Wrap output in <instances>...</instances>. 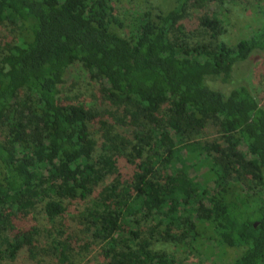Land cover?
<instances>
[{"label": "trees", "instance_id": "obj_1", "mask_svg": "<svg viewBox=\"0 0 264 264\" xmlns=\"http://www.w3.org/2000/svg\"><path fill=\"white\" fill-rule=\"evenodd\" d=\"M123 1L0 0V25L18 29L0 42V264H79L94 249L103 264H186L182 249L211 240L241 250L229 264H264V104L233 83L264 53V0L237 40L222 4L190 29L207 0ZM75 65L130 130L61 98ZM209 123L220 138L198 140ZM122 157L140 159L132 175L102 186Z\"/></svg>", "mask_w": 264, "mask_h": 264}, {"label": "rangeland", "instance_id": "obj_2", "mask_svg": "<svg viewBox=\"0 0 264 264\" xmlns=\"http://www.w3.org/2000/svg\"><path fill=\"white\" fill-rule=\"evenodd\" d=\"M154 4H158L159 0H153ZM214 2V1H213ZM207 0L208 8L203 9L192 8L191 14L193 15L192 20H187L186 24L190 29H195L199 22V16L206 13L209 9H215L221 4L223 10L228 9V16L230 18V24L228 25V39L234 38L235 40L242 37H246L250 34L253 27L257 25L254 5L256 6V0H218L216 2ZM143 0L131 1L130 4L127 1L121 2L120 6L124 5L127 7L144 6ZM219 4V5H217ZM220 9V8H219ZM261 16V15H260ZM12 27V26H11ZM5 25H0V42L3 41L4 33H8L10 39L18 41V29L11 28ZM264 53L260 57L259 53H255L249 60L242 62L237 65L235 70V76L233 83L245 84L249 86L253 94L264 104ZM102 82L108 86L105 80ZM102 85L101 81L92 79L90 74L81 66H73L70 68L67 74V81L61 86L62 93L61 98L66 99L71 97L72 99L80 98L84 100L89 106H96L100 110H106V118L111 120L123 133L126 130L120 125V119L118 114L122 116V111L117 109L115 106L109 103L106 98V94L100 93L99 88ZM113 111L115 116L109 113ZM221 134L218 131L217 126L209 123L206 129L202 132L201 136L197 138L200 141L212 142L220 138ZM103 137L98 133L97 135V151L96 158L102 156L103 152ZM196 145V144H195ZM176 150L182 154H186L187 145H181L174 141L173 145ZM140 159L138 157H122L120 158L118 169L111 173V176L102 186L107 184L109 181H117L120 179H128L134 172L135 164ZM190 166V175L199 182H203L202 171L196 170L194 166ZM100 188V186L98 187ZM69 213L65 218L67 224V234L71 232L76 224L74 218L78 214L81 205L77 202L70 203ZM77 229V228H76ZM168 248H172V244L166 245ZM183 253L181 256H185L186 264H229L240 252L238 248L225 247L217 244L214 241H202L196 248L186 247L182 249ZM11 264H34L27 257H22L19 261ZM46 264H54L53 260H49ZM79 264H103V258L99 253V249H94L81 260Z\"/></svg>", "mask_w": 264, "mask_h": 264}]
</instances>
